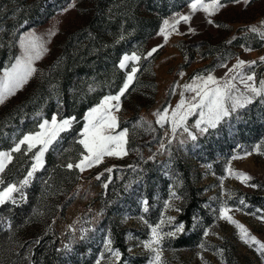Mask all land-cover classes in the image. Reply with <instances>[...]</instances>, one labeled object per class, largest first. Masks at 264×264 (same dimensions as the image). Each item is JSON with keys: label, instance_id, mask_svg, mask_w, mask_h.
I'll return each mask as SVG.
<instances>
[{"label": "rangeland", "instance_id": "1", "mask_svg": "<svg viewBox=\"0 0 264 264\" xmlns=\"http://www.w3.org/2000/svg\"><path fill=\"white\" fill-rule=\"evenodd\" d=\"M192 2L108 0L104 8V27L110 30L99 47L82 40L66 51L70 36L87 28L95 19L97 0H0V49L7 48L12 59L9 66L0 70V77L23 55L21 42L25 37H38L45 49L41 58L33 62L35 72L28 81L0 103V141L13 124L28 114L43 112L47 108L52 98L60 93L63 75L72 74L100 50L119 46L138 31L144 18L159 17L160 21L156 32L145 43L122 55L117 65L101 74L86 75L77 80L70 94L74 105L67 117L55 114L42 120L41 123L44 120L51 122L55 117L58 122L69 119L72 123L48 147L42 167L33 173L27 185H23V181L32 171L34 153L39 151L40 145L32 152L26 151V145L20 152H12V149L25 135L40 132L41 123L19 136L11 149L0 150L12 155L4 172L0 173L4 181L0 188L15 184L20 189L14 193L16 203H5L0 205V209L4 205L25 203L28 187L39 176L38 173L43 172L38 179L53 192L39 197L40 204L35 208L37 216L34 219L11 226L0 234V251L9 242L16 244L39 235L47 222L53 224L55 237L65 239L74 235L80 238L99 221L102 204L106 203L114 207V218L126 230L128 253L147 257L146 264H156V251L153 249L160 253L159 264H264V250L257 251L259 245L251 241L246 243L241 239L240 229L221 218L222 209L228 208V215L264 243V216L249 212L245 206L231 205V199L238 190L259 192V186L264 185V134L256 129L252 112L256 101L264 102V95H254L240 78L254 73V81L248 83L257 88L264 81V61L261 60L264 57V0H220L222 6L211 16L202 10L193 12ZM209 2L211 0H205V3ZM161 8L164 10L160 11ZM181 16H190L191 19L185 22L179 19ZM165 21L175 26L167 29V37L161 31ZM254 27L257 29L255 32L251 30ZM133 55L139 59H129L121 68L123 58ZM241 60L245 62L243 70L239 73L230 71ZM253 61L254 64L251 63ZM133 69H136L134 79L121 97L120 110L115 112L119 121L117 131L128 130L127 154L122 157L106 155L101 162L80 171L75 165L82 159V153L87 154L79 143L84 138L81 133L87 123V113L104 97L119 94ZM209 74L221 84L235 76L233 94L243 93L252 97V102L203 134L195 127L198 111L188 116L185 123L196 134L195 140L182 127L173 135L171 119L163 126L157 123L159 114L167 111L171 117L182 100L186 104L191 102L195 93L186 90L185 85H192L197 76L207 77ZM262 108L264 116V104ZM133 116H140L146 124L136 120L129 127H122V123ZM258 116L256 113V118ZM69 129L76 130L75 138L61 146L65 142L63 133ZM201 146L204 152H201ZM62 147L65 150L59 153ZM172 148L179 149L190 165L213 212L214 223L203 229L202 241L193 249L171 250L163 246L170 237L183 231H177L181 224L176 223L175 216L180 200L173 188L169 186L168 196H164L160 178L155 173L148 174L147 191L152 195L155 208L153 216H149L145 210L148 209L147 201L142 198L138 183L144 163L149 161L148 168L151 169L152 164L166 158ZM50 152L55 160L46 166ZM68 164L74 167L70 169ZM236 173H245L252 179L242 182L236 178ZM57 189L60 191L56 192ZM72 195L74 200L64 214L55 211L48 218L50 209L56 207L54 205L58 206ZM15 212L16 208H7L4 216ZM199 226L197 219L195 227ZM153 227L158 229L162 239L159 245L153 244L150 249L145 247V242L152 239ZM109 240V237H104L93 250L68 264L117 263L121 252L112 241L108 245ZM50 249L51 244H45L46 254ZM116 251L120 253L119 257L114 254ZM25 262L22 256L17 260V264Z\"/></svg>", "mask_w": 264, "mask_h": 264}, {"label": "trees", "instance_id": "2", "mask_svg": "<svg viewBox=\"0 0 264 264\" xmlns=\"http://www.w3.org/2000/svg\"><path fill=\"white\" fill-rule=\"evenodd\" d=\"M107 3L108 0H97L95 19L87 28L78 30L70 36L66 51L72 45L82 40H86L88 43L99 47L101 40L110 30L109 27H104V8ZM162 10L164 9L161 8L160 11ZM159 23V17H154L151 20L144 18L138 31L127 38L121 45L106 51H100L98 54L91 56L84 65L76 68L69 76L63 75L59 95L52 98L43 112L28 114L19 122L13 124L0 141V150L11 149L19 136L34 129L43 119H50L55 114H58L60 117H67L70 108L74 105L70 94L77 80L83 75L100 73L115 66L123 54L131 51L133 47L145 43L156 32ZM11 61L12 59L11 57L9 58L7 48L0 49V70L9 66ZM263 104L264 102L260 100L256 101L253 104L256 106H254L252 112L253 118L256 120L254 124L256 129L264 134V116L261 112ZM256 113H259L257 118ZM136 120H140L139 122L142 125L146 124V121L140 116H133L125 123H122V127H129ZM75 132L76 130L73 129L65 131L63 133V141L65 142L61 146H65L68 141L75 138ZM64 150L65 147H62L59 153ZM201 152H204V147L202 146ZM54 160L55 157L50 152L47 157L46 166L53 164ZM149 165V161L144 163L142 167L143 175L138 180L141 196L147 201V214L153 216L155 210L152 195L147 191L149 173H155L160 178V188L165 193L164 196H168V187L171 186L176 197L180 200L175 221L183 225V231L176 236L170 237L163 246L171 250L193 249L197 247L202 241L203 229L214 223V217L209 206L208 197L205 195L203 188L197 184L190 165L177 148H172L166 158L153 163L151 169L148 168ZM38 174L41 177L43 172ZM38 177L28 187V198L25 203L9 207L4 205L0 209V234L11 226L22 225L28 220L34 219L37 216L35 208H39L38 205L40 204L39 197H42L44 194L53 193L42 185ZM255 184L260 185L258 181H255ZM259 188V192L238 190L233 199H231V205H242L249 212L258 216H264V185H260ZM59 191L57 189L56 192ZM73 200L74 196L72 195L65 198L58 206L57 204L54 205L56 207L50 209L48 218L55 211H58L61 215L64 214ZM241 200H243V203H241ZM7 208H16V212L6 217L4 216V211ZM113 209V206L103 203L102 216L99 218V221L90 227L86 234L80 238H76L74 235L68 236L65 239H62L61 236L55 237L53 224L51 222L47 224L48 220L46 219V227L39 235L19 241L16 244L9 242L8 246L0 251V264H17V260L21 256L26 259L24 264H68L75 261L79 255H85L88 251L93 250L104 237H109L115 248L121 252V257L115 264H146L148 262L147 257L140 255L131 256L128 253L125 239L126 230L114 218ZM197 219H199V224L202 227H195ZM47 243L51 244L48 254L44 251V246Z\"/></svg>", "mask_w": 264, "mask_h": 264}, {"label": "snow or ice", "instance_id": "3", "mask_svg": "<svg viewBox=\"0 0 264 264\" xmlns=\"http://www.w3.org/2000/svg\"><path fill=\"white\" fill-rule=\"evenodd\" d=\"M221 6L220 0H211L209 3H205V0H193L191 4L193 12L202 10L210 16L215 14ZM179 19L188 22L191 17L181 16ZM170 27L173 29L175 28L174 25H170L168 21H165L164 27L161 30L165 37L168 35L167 29ZM251 30L254 32L257 31L255 27ZM21 46L24 49L23 55L17 58L15 64L4 72L3 77H0V103H3L7 96L13 95L28 81L31 75L35 72L33 62L40 59L43 51H45L43 45L39 43V38L34 35L25 37L21 42ZM153 51H155V49ZM129 59L138 60L139 57L135 55L132 57L125 56L120 64V67L124 68ZM261 60L264 61V57H262ZM251 63L254 64L255 61ZM244 67L245 62L241 60L238 61L234 68L230 71L239 73ZM135 72L136 69H133L128 75L127 82L123 85L119 94L104 97L98 106L92 108L87 113V123L81 133L84 138L79 141V143L83 145L87 154L82 153V159L75 165V167L79 168L80 171H84L87 167H92L101 162L103 157L106 155L122 157L127 154L125 146L127 144L128 130L125 128L117 131L119 128V121L115 112L120 110L121 97L128 89L129 84L133 81ZM240 78L241 81L245 83V86L254 95H264V81H261V86L259 88L248 83L249 81H254V73L248 75L246 78L244 76H241ZM235 79L236 77L233 76L231 80H225L224 83L221 84V82L211 74L207 77H195L192 85H185L186 90L195 93L191 102L186 104L185 101L182 100L172 112L171 117L168 116L167 111L163 114H159L157 123H160L161 126H163L164 123H167L168 120L171 119V131L173 135L176 133L178 128L182 127L185 132H188L189 137L192 140H195L196 134L192 133L185 123L188 116L194 115L198 111L199 119L196 121L195 127L198 129L199 133L203 134L207 132L209 128H216L222 120L230 117L237 109L243 108L252 102V97L246 96L243 93L239 95L233 94L235 84L232 83V81ZM71 123L72 121L69 119H64L58 122L55 117H53L51 122L44 120L43 123L39 125L41 129L40 132L27 134L20 139L18 143H16L12 152H20L22 150V146L25 145L27 146L26 151L32 152L34 147L40 145L39 151L34 153L35 163L32 166V171L28 173V179L23 181V185H27L33 173L38 168L42 167L44 153L53 141L56 140L59 133L68 129L71 126ZM201 125H203V127ZM11 159L12 155L10 152H0V173L4 172ZM73 167L74 166L72 164H68V168L71 169ZM108 171H111V169H108ZM229 172L231 173L232 170L229 169ZM235 176L245 183L252 179L245 173H236ZM97 179H99V177H97ZM3 183V178L0 177V185ZM251 186L256 187V185ZM105 187H107V185H105ZM19 191L20 189L15 184H8L7 187L0 188V205L8 202L15 204L16 199L14 193ZM241 203H243V200H241ZM228 212V208L222 209L221 218L236 225V227L240 229L241 239H244L246 243L251 241L256 245H259L257 251L264 250V243H261L254 236H251L243 225L239 224L230 215H228ZM181 230H183L182 224L177 228V231ZM167 235H174V233H167ZM161 239L162 237L160 236L158 229L153 227L152 239L145 242V247L152 249L153 244L159 245ZM108 245H111V240L108 241ZM109 250L111 249L109 248ZM153 250L156 251L154 260L156 261V264H159L161 259L160 253L156 249ZM114 254L117 257L120 255L118 251Z\"/></svg>", "mask_w": 264, "mask_h": 264}, {"label": "crops", "instance_id": "4", "mask_svg": "<svg viewBox=\"0 0 264 264\" xmlns=\"http://www.w3.org/2000/svg\"><path fill=\"white\" fill-rule=\"evenodd\" d=\"M121 44H122V43H121ZM121 44H120V45H121ZM117 47H118V46H117ZM115 48H116V47H115ZM108 50H109V49H108ZM100 51H106V50H100ZM100 51H99V52H100ZM125 54H126V53H125ZM123 55H124V54H123ZM88 59H89V58H88ZM88 59H87V60H88ZM120 59H121V58H120ZM119 61H120V60H119ZM119 61H118V62H119ZM83 65H84V64H83ZM116 65H117V64H116ZM112 67H114V66H112ZM110 68H111V67H110ZM107 70H108V69H107ZM104 71H106V70H104ZM102 72H103V71H101L100 73H93V74H91V75H87V76H92V75H94V74H101ZM83 76H86V75H83Z\"/></svg>", "mask_w": 264, "mask_h": 264}]
</instances>
